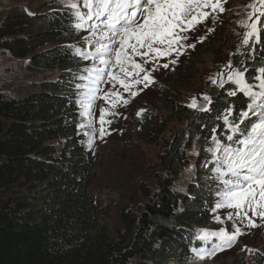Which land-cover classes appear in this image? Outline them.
<instances>
[{
  "label": "trees",
  "instance_id": "trees-1",
  "mask_svg": "<svg viewBox=\"0 0 264 264\" xmlns=\"http://www.w3.org/2000/svg\"><path fill=\"white\" fill-rule=\"evenodd\" d=\"M80 22L73 11L36 15L13 8L0 23V51L35 76L55 74L29 83L16 97L0 94V264H190L199 247L208 245L197 230H214L215 177L223 171L218 150L238 147L237 137L263 120L264 103L250 108L252 98L232 82L221 88L210 84L209 105L197 111L179 103L177 70L164 72L156 108L183 121L186 140L177 134L164 148L165 177L156 191L142 188L144 212L123 213L122 229L114 237L89 192L93 162L80 135V104L92 80L94 56L81 47ZM257 31L258 39L230 59L248 83L264 66V17ZM232 91L236 95H229ZM138 120L137 140L157 145L167 128L162 114ZM190 144L202 149L206 165L199 171L201 181L180 193L174 179L188 164ZM151 218L170 227L151 226ZM236 264H264V258L257 253Z\"/></svg>",
  "mask_w": 264,
  "mask_h": 264
},
{
  "label": "rangeland",
  "instance_id": "rangeland-1",
  "mask_svg": "<svg viewBox=\"0 0 264 264\" xmlns=\"http://www.w3.org/2000/svg\"><path fill=\"white\" fill-rule=\"evenodd\" d=\"M89 2L95 3V0H89ZM254 2L255 0H223L222 13L219 11L213 13L202 23L195 25L193 30L183 35L186 39L181 44L183 46L179 56L174 54L172 58L170 57L171 59L163 61L165 58L162 57L153 59L154 54H152L147 58L149 61L147 63L139 56L133 57L150 75V81L145 82L142 80L144 73L138 76H125L120 71V67L115 64L114 51L97 52L101 45H108L112 49L117 48L118 43L113 41L118 42L119 36L113 35L109 29L106 16L97 18L91 14L89 8L85 6V0H0V23L13 8H21L36 15L42 12L53 14L54 11L66 13L73 11L87 22V30L82 32L84 35L81 47L94 56L91 66L93 75L86 89L87 95L81 99L80 135L91 153L93 162L89 192L106 214L109 230L114 237L122 229L123 213L130 212L140 216L144 212L145 201L142 188L147 192L156 191L165 177V170L160 164V156L164 148L177 134L184 136L186 140L183 121L175 116L164 115L156 108L155 92L162 83L164 72L169 74L177 70L178 75H181L177 82L179 103L192 108L189 105L194 99L198 101L206 96L207 87L214 84L213 81H216L221 74L232 69L231 56L239 53L246 45L243 43L244 34L249 31L241 25L256 22L255 18L252 21L248 19L251 9L247 6ZM73 4L76 5L75 8L70 6ZM116 29L119 31L120 25H117ZM251 39L256 37L250 38L249 41ZM193 44L194 48L189 47ZM220 45L224 46L219 52L217 47ZM154 47L163 50L164 45H154ZM213 52L219 56H213ZM173 59L175 63H172ZM101 60L110 61V63H102ZM165 63L168 64L167 68L163 67ZM229 65H231L230 68ZM126 67L128 71L135 73L136 70L131 66ZM109 73H114L118 80H113ZM54 76V73L35 76L24 68L23 62L12 60L6 53L0 51V94L4 98L16 97L29 83ZM121 79L129 85L128 91H125L119 83ZM138 79L141 81L139 84L135 83ZM231 82L239 91L238 85ZM258 83L256 80L249 83L253 86V91H259L256 87ZM133 92L136 95L133 96L131 94ZM116 93L119 95H115ZM93 95L95 99L91 100L89 106V99ZM125 100L127 103L123 102ZM206 103L205 108L209 105L208 101ZM102 111L106 121L103 125L99 119ZM150 113L162 114L167 124L160 142L154 146L143 144L136 138L139 130L138 118ZM254 126L249 128L246 136L237 137L238 147L218 150V163L223 167V171L217 173L215 177V184L219 191L212 198L214 230H197V237L206 241L208 245L199 247L200 250L193 255L190 264H236L239 258L249 259L257 253L264 258V220L254 217L257 226L246 227L247 222L241 223L236 216L237 210L227 207L224 200L226 192L236 190L237 184H243L245 172L236 168L238 175L233 174V171H230V165L235 168L232 162L236 159L237 152L243 147L241 142L249 138ZM101 128L105 133L103 137H101ZM203 156L202 149L190 144V150L186 153L188 164L174 179L178 192L186 193L189 183L201 181L199 171L206 165L205 161L202 162ZM218 204L222 206L217 207ZM249 215L251 216V212ZM229 217L232 218L229 219ZM158 224L170 227L165 220L150 219L151 226ZM235 226L241 227L244 234L239 236L231 246L226 245L221 250L218 245L221 241L210 234L221 230L231 233L235 230ZM204 249H208L209 252H203ZM213 249H215L214 252Z\"/></svg>",
  "mask_w": 264,
  "mask_h": 264
},
{
  "label": "snow or ice",
  "instance_id": "snow-or-ice-1",
  "mask_svg": "<svg viewBox=\"0 0 264 264\" xmlns=\"http://www.w3.org/2000/svg\"><path fill=\"white\" fill-rule=\"evenodd\" d=\"M222 2L223 0H95V3H91L89 0H85V6L97 18L106 16L109 29L113 35L119 36L118 42L113 41V43H118L117 48L112 49L108 45H101L97 52L114 51L115 64L120 67V71L125 76H138L140 73H144L142 80L149 82L150 75L133 57L139 56L147 63L149 62L147 58L152 54H154L153 59L172 55L173 52L179 56L180 48L183 46L180 41L186 39L181 33L193 30L195 25L202 23L217 11L222 13L224 11V8L221 7ZM70 6L76 7L75 4ZM247 7L251 9L248 19L252 21L255 18L256 22L241 25L249 29L244 34L243 43L246 45L249 44L250 38L255 36L258 39L257 30L260 17H264V0H255ZM205 9L211 11H205ZM117 25H120L119 31L116 29ZM154 45H166V48L161 50ZM189 47L194 48L195 45H189ZM101 62L110 63L105 60H101ZM172 63H175V59ZM126 66H131L136 70L135 73L128 71ZM163 67L167 68L168 64L165 63ZM228 67L230 68L231 65ZM257 72L254 79L259 82L256 85L259 91H253V86L246 81L243 72H235L228 77L238 85L239 91L252 98L250 108L257 106L258 100L264 103V66L259 67ZM109 75L113 80H118L114 73H109ZM140 82L139 79L135 81L137 84ZM213 82L215 83V81ZM119 83L125 91H128L129 85L124 80H119ZM131 94L136 95L134 92ZM115 95L118 96L119 93ZM229 95L234 96L236 92L232 91ZM92 99H95L94 95L89 99V106ZM203 99L207 102L209 98L204 96ZM123 102L127 103L126 100ZM189 107L196 108L197 101L194 99ZM104 116L102 111L99 118L101 125L106 123ZM227 122V116H225V123ZM104 134V129L101 128V137ZM241 143L243 147L237 152L236 159L232 162L235 168L230 165V171L238 175L235 169L243 170L245 172L243 184H237L236 190L226 192L224 200L227 207L237 210L236 216L241 223L246 221V227H256L254 217L264 220V121L255 125L249 138ZM221 206L217 205V207ZM249 212H251V216ZM231 218L229 217V219ZM243 234L241 227L235 226V230L231 233L221 230L210 235L221 241L219 247L223 250L224 246H231ZM212 251L214 252L215 249Z\"/></svg>",
  "mask_w": 264,
  "mask_h": 264
},
{
  "label": "water",
  "instance_id": "water-1",
  "mask_svg": "<svg viewBox=\"0 0 264 264\" xmlns=\"http://www.w3.org/2000/svg\"><path fill=\"white\" fill-rule=\"evenodd\" d=\"M234 69H230L228 70V72H224L223 74H221V72H219V74H221L218 79H217V82H216V85L220 88V87H223L225 85H227L228 83L231 82V80L228 79V77L230 75H232L234 73ZM207 103L205 102V100L203 98L201 99H198L197 101V107L195 108V110L197 111H202L205 109ZM201 106H203V108H201Z\"/></svg>",
  "mask_w": 264,
  "mask_h": 264
},
{
  "label": "bare ground",
  "instance_id": "bare-ground-1",
  "mask_svg": "<svg viewBox=\"0 0 264 264\" xmlns=\"http://www.w3.org/2000/svg\"><path fill=\"white\" fill-rule=\"evenodd\" d=\"M230 84V83H229Z\"/></svg>",
  "mask_w": 264,
  "mask_h": 264
}]
</instances>
